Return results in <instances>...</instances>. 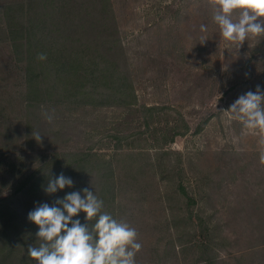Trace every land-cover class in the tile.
I'll list each match as a JSON object with an SVG mask.
<instances>
[{
  "label": "rangeland",
  "instance_id": "obj_1",
  "mask_svg": "<svg viewBox=\"0 0 264 264\" xmlns=\"http://www.w3.org/2000/svg\"><path fill=\"white\" fill-rule=\"evenodd\" d=\"M23 2L0 0V250L6 237L10 243L0 264H18L26 245L40 243L31 210L86 187L103 201L102 212L137 230L136 264H264L260 133L226 112L257 85L264 93V35L237 49L220 34L207 0H109L114 24L95 17L90 24L72 12L40 23ZM5 4L15 22L2 16ZM12 24L26 36L36 25L43 35L47 79L35 100L5 34ZM110 29H119L122 45L111 59L135 95L123 97L126 104L119 102L125 93L109 94L102 82L90 98V84L57 75L50 61L67 34L81 48L104 41L109 50ZM41 89L47 91L40 98ZM61 173L73 186L47 194L49 180ZM85 216L73 219L87 223ZM18 234L25 245H13Z\"/></svg>",
  "mask_w": 264,
  "mask_h": 264
},
{
  "label": "clouds",
  "instance_id": "obj_2",
  "mask_svg": "<svg viewBox=\"0 0 264 264\" xmlns=\"http://www.w3.org/2000/svg\"><path fill=\"white\" fill-rule=\"evenodd\" d=\"M207 3L213 10L212 19L220 34L237 49L250 36L264 35V0H207ZM235 13H238L237 19H233ZM200 29L207 31L203 24ZM37 59L46 60V53H38ZM226 112L245 128L260 133L259 159L264 164V93L260 86L257 85L256 92L240 95ZM42 115L48 122L53 119L47 112ZM33 136L37 141L41 139L38 132ZM73 183L61 173L50 179L44 190L53 194L66 186L72 187ZM102 208L103 201L87 187L57 198L52 205L38 204L27 218L38 226L36 236L40 243L28 246V256L37 264H136V254L142 247L137 242V230L102 212ZM81 211L86 213L87 223L73 219ZM93 220L95 222L91 223Z\"/></svg>",
  "mask_w": 264,
  "mask_h": 264
},
{
  "label": "trees",
  "instance_id": "obj_3",
  "mask_svg": "<svg viewBox=\"0 0 264 264\" xmlns=\"http://www.w3.org/2000/svg\"><path fill=\"white\" fill-rule=\"evenodd\" d=\"M108 1L103 6L99 7H97L95 3H99L100 0H25V2L21 3V5L22 8H27L33 11L34 17H39L38 20L40 23H42V20L45 22L50 20L54 21L57 18L65 16L67 12H72L75 17L86 19L87 21H89L90 24L95 22L93 21L94 17L98 18L97 21H103L109 18V20H111L114 24L115 15L111 11V3H108ZM21 5H19V7H21ZM31 5H33L34 7H32ZM10 12L11 5L5 4L2 16H6L8 19L14 21V19L10 18ZM4 30L6 31L5 34L7 35L10 49L13 51V53H15V55H17V62L23 64L25 67L23 82L24 84L28 83L29 95L30 97H32V99L35 100L36 97L39 98V96L37 95V93L39 92V84L43 83L47 79L46 76H43L41 74V60L37 59L38 53H45V51L42 50L44 47V42L39 40V38L43 35L39 36L37 32L39 29H37L36 25L31 26L30 30H28L29 36L25 35L26 29H17L16 24L5 26ZM110 31L111 35L113 36H109V39L112 41L109 44L110 49L107 50L108 52H104V41L99 42L100 47L88 45L86 47L81 48L82 45H78L77 41L67 34L65 35V37L61 38L62 46L60 47L58 54L56 55V57L50 58V61L52 65L58 67V70L56 72L57 75H59L61 72H65V74L69 76V78L74 76L81 77L85 83L90 84L92 87V94L89 95L90 98L93 99L94 94L97 92H95L93 89H98L99 82H102L104 84H107L108 87H105V89L107 90V92H109V94H113L116 92H123V94L125 93L124 95H119V102H121L122 104H126L125 100H122L123 97L135 99V95L134 91L130 90V84L126 81L127 76L123 72L121 73L118 69V66L115 64L117 60L111 59L112 57L114 58L117 55L121 56L120 50L122 49V45L119 43V39L116 38L119 29H116L115 31L110 29ZM22 46L24 47L23 49ZM111 46H113L112 55ZM103 55L106 57L107 60L104 59ZM85 57H88V59H90V57H93V59L91 61H84ZM81 83H77L76 85L74 84V88H80ZM70 89L72 88H69L68 84H66L64 90L68 91ZM123 89H126V92H124ZM46 91L47 90L45 89L40 90V98L41 95ZM28 104H30L29 101ZM92 105L98 104L94 103ZM181 134L183 135L184 132H177L175 135L178 136ZM82 156L85 155H73L74 158H79ZM89 156H91V154ZM25 183L27 182H23L22 187L20 188L23 189ZM181 184L182 183H180V185L178 186V189L184 195V185ZM193 202L194 201L192 199L191 204ZM5 231L6 229L3 230V234L9 232ZM6 238L7 242H3V249L5 247H8L7 243L10 244L9 237ZM14 238L16 244L13 245H25L24 239L19 234L16 237L14 236ZM3 249L0 250L1 254H3ZM27 249L28 247L26 245L25 249L21 251V253H24L25 250V257H20V262L18 264H34L28 259L29 256L27 254ZM2 264H4V262ZM5 264L8 263L5 262Z\"/></svg>",
  "mask_w": 264,
  "mask_h": 264
}]
</instances>
